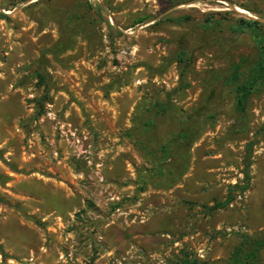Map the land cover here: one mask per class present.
Listing matches in <instances>:
<instances>
[{"label": "rangeland", "instance_id": "rangeland-1", "mask_svg": "<svg viewBox=\"0 0 264 264\" xmlns=\"http://www.w3.org/2000/svg\"><path fill=\"white\" fill-rule=\"evenodd\" d=\"M0 13V264H228L243 236L264 239V89L241 121L224 83L256 58L233 24L264 26V0Z\"/></svg>", "mask_w": 264, "mask_h": 264}, {"label": "trees", "instance_id": "trees-1", "mask_svg": "<svg viewBox=\"0 0 264 264\" xmlns=\"http://www.w3.org/2000/svg\"><path fill=\"white\" fill-rule=\"evenodd\" d=\"M1 17H5L4 14L0 13ZM144 20V17H140L137 22ZM234 30L248 32L254 42L256 48V58L244 64L242 58L234 62L226 77L224 83L228 85L234 95V107L236 112L239 114L241 121L246 120V105L249 97L252 93L264 89V26L263 24L253 18H239L233 24ZM38 78L44 80V76L37 72ZM46 94L43 98H45ZM44 100V99H43ZM43 107L36 113L40 115ZM188 136L187 131H181L179 137L186 138ZM171 143H166L161 146V150L164 156L170 152ZM187 163L182 165V173L186 170ZM246 173V179L248 173ZM242 189L245 186L241 187ZM232 200V195H229L225 201H216L211 208L216 209L217 207L223 206ZM264 248V239H253L248 236H243L241 242L236 246L230 255L228 264H244V263H255L258 261L259 250ZM187 264H207L197 260H186Z\"/></svg>", "mask_w": 264, "mask_h": 264}]
</instances>
